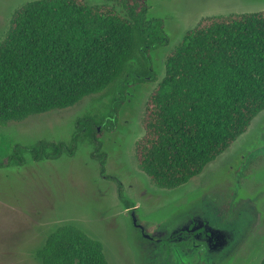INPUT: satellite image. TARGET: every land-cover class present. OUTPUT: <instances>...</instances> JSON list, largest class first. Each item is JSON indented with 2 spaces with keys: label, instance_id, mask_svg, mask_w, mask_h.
<instances>
[{
  "label": "trees",
  "instance_id": "trees-1",
  "mask_svg": "<svg viewBox=\"0 0 264 264\" xmlns=\"http://www.w3.org/2000/svg\"><path fill=\"white\" fill-rule=\"evenodd\" d=\"M101 1L34 0L12 13L0 39V123L69 108L95 94L113 98L106 117L76 120L69 144L14 145L0 168L22 165L24 154L34 162L73 155L83 135L101 175L111 178L98 129L117 128L124 102L119 85L157 81L150 53L168 38L161 19H147V0ZM263 110L264 11L203 17L164 58L163 77L144 105L135 162L155 186L180 187ZM36 257L40 264H108L102 246L72 226L52 233Z\"/></svg>",
  "mask_w": 264,
  "mask_h": 264
},
{
  "label": "rangeland",
  "instance_id": "rangeland-1",
  "mask_svg": "<svg viewBox=\"0 0 264 264\" xmlns=\"http://www.w3.org/2000/svg\"><path fill=\"white\" fill-rule=\"evenodd\" d=\"M29 1L34 0H0V39L12 13ZM85 1L89 5L102 3ZM147 3V19L163 21L168 41L150 53L157 81L119 85L124 102L118 112L117 128L111 133L99 130L102 151L106 154L104 172L111 178L101 175L98 161L91 157L93 144L83 135L73 155L34 162L24 154L22 165L0 168V264H40L36 254L47 238L63 226L75 227L98 242L108 264H148L147 259L153 255L149 250L152 243L141 236L132 211L146 233L164 235L181 218L204 213L213 208L214 202L226 203L236 193L238 203L264 188V174L255 182L247 169L239 183L233 174L236 166L248 163L247 155L254 157L257 153V158L264 160V110L230 148L180 187L164 189L152 184L133 155L134 145L143 134L144 105L163 77L166 54L201 18L264 11V0H147ZM112 98L110 92L95 94L69 108L0 123V160L10 154L14 145L31 146L39 141L69 144L76 120L84 116L106 117ZM119 185L127 205L119 198ZM253 227H237L234 242L218 258L198 252L180 261L260 264L264 259V229L254 231Z\"/></svg>",
  "mask_w": 264,
  "mask_h": 264
},
{
  "label": "flooded vegetation",
  "instance_id": "flooded-vegetation-1",
  "mask_svg": "<svg viewBox=\"0 0 264 264\" xmlns=\"http://www.w3.org/2000/svg\"><path fill=\"white\" fill-rule=\"evenodd\" d=\"M255 156L247 155L245 161L249 158L248 163L245 165V162H242L234 168L233 174L238 179L237 183H239V178L241 179L245 176L244 174H247V169H249V176L252 175L255 182L258 181L261 174H264V160ZM236 200V193L229 201L225 200L226 203L216 200L218 203L214 202L213 208H208L204 213L190 215H200L204 219L200 221L189 219L188 223L182 226L179 231L171 234L170 228L163 233L164 235L158 236L146 233L145 229L138 225L132 211L136 228L145 240L152 243L149 250H152L150 255H153L152 258L147 259L148 264H185L180 261L182 257H193L198 252H203L204 256L215 259L220 257L230 243L234 242V231L237 227L246 229L254 226V231L258 228L264 229V188L262 187L255 194L246 195L238 203ZM208 228L220 230L221 233L212 234ZM222 236H225L227 245L220 251L219 249L225 241Z\"/></svg>",
  "mask_w": 264,
  "mask_h": 264
},
{
  "label": "water",
  "instance_id": "water-1",
  "mask_svg": "<svg viewBox=\"0 0 264 264\" xmlns=\"http://www.w3.org/2000/svg\"><path fill=\"white\" fill-rule=\"evenodd\" d=\"M189 219H195V220L200 221V220H202L204 218L201 217L200 215H197V216H186L184 218H181L180 220H178L174 224V226H172V228L170 230V233L172 234V233H175V232L179 231L182 228V226H185L188 223ZM208 229L211 231L212 234H215V233L217 234V232L221 233L220 230H216V229H213V228H208ZM222 237H223V240H225V241L222 243V246L219 249L220 251L223 250L226 247V245H227V241H226L225 236H222Z\"/></svg>",
  "mask_w": 264,
  "mask_h": 264
}]
</instances>
